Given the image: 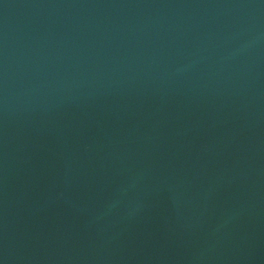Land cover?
I'll return each mask as SVG.
<instances>
[{"label": "water", "instance_id": "water-1", "mask_svg": "<svg viewBox=\"0 0 264 264\" xmlns=\"http://www.w3.org/2000/svg\"><path fill=\"white\" fill-rule=\"evenodd\" d=\"M0 264H264V0H0Z\"/></svg>", "mask_w": 264, "mask_h": 264}]
</instances>
